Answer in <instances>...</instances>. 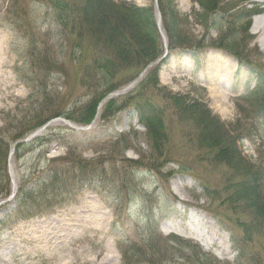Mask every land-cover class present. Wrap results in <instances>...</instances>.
<instances>
[{"label":"rangeland","instance_id":"obj_1","mask_svg":"<svg viewBox=\"0 0 264 264\" xmlns=\"http://www.w3.org/2000/svg\"><path fill=\"white\" fill-rule=\"evenodd\" d=\"M42 1L0 0V33L10 65L5 75L8 89L0 102V144L6 150L22 140V118L33 114L25 103L23 72L33 74L29 81H43L54 70L39 68V61L30 58L23 63L26 46L46 49V57L69 51L64 33L39 9ZM124 1L140 7L155 3ZM198 1L173 0V5L188 20L184 35L199 49L186 55L171 51L161 22L170 54L157 72L160 91L144 93H154L164 111L168 140L163 150H154L145 127L129 112L126 95L106 101L113 102L112 109L101 118V108L89 130L52 123L44 131L50 140L45 152L36 144L27 154L22 155L23 150L18 158L11 156L10 178L23 189L24 201L2 203L5 195L0 196V264H121L118 247L143 242L150 233L194 244L210 264L234 263L229 235L231 229L239 232L237 216L221 205L224 194L206 196V191L222 188L225 170L213 164L206 148L197 146L196 131L179 120L169 98L183 96L186 103L194 101L208 110L230 134L240 136L239 150L251 165H264V124L259 125L249 97L259 83L264 90V51L252 34L257 19H251L247 33V23L240 19L261 11L264 0H215L207 30L201 26ZM231 42L236 56L225 49ZM54 73L48 80L49 103L77 112L91 94L71 73ZM47 169L66 174L38 194V178ZM246 250L258 255L253 264H264L263 238ZM166 264L192 263L176 259Z\"/></svg>","mask_w":264,"mask_h":264},{"label":"trees","instance_id":"obj_2","mask_svg":"<svg viewBox=\"0 0 264 264\" xmlns=\"http://www.w3.org/2000/svg\"><path fill=\"white\" fill-rule=\"evenodd\" d=\"M215 4V0L198 1L203 18L201 26L206 30L209 24L208 15L217 8ZM42 7L44 18L65 33L69 51L65 53L60 50L54 59L50 58L48 61L45 56L46 51L39 49L38 52V47L33 45V57L36 52L37 55L39 53L37 60L39 68H54L50 74L71 73L74 82L79 83L91 95L81 103L82 106L76 108L77 112L64 111L57 106L53 109L47 99V93L50 92L47 90L49 78H46L50 75L48 73L43 77L45 80H38L37 85L32 86L28 99L33 102L35 113L22 118V128H25V131L21 135L24 136L48 120L59 116H64L78 124H88L95 115L97 104L106 94L136 79L149 63L163 54L152 6L138 7L123 0L118 2L45 0L44 5L39 9ZM158 9L166 32L168 48L171 51L188 52L193 48L199 49L200 45L193 43L184 35L188 20L180 16L173 5V0H158ZM241 17L240 19L245 20L248 25L251 15H241ZM59 46L63 48V42ZM225 49L237 55V48L232 42L228 43ZM63 57L66 58L64 62ZM163 63L165 61H162L161 65ZM159 69L160 65L149 71L137 88L126 95L129 98L127 103L133 109L138 122L145 127L146 137L158 153L163 150L162 145L168 140L164 126L165 115L162 107L153 99L154 93L148 97L144 93L148 90L156 93L160 91L157 73ZM263 96L261 83L249 95L253 101V110L257 111L255 116L261 121L259 125L264 124ZM184 98L170 96L174 111L176 110L175 115L180 121L188 124L191 130L196 131L197 146L208 150V156L213 164L222 166L221 169L225 170L222 176V188L206 191V196L217 198L219 194H224L221 205L237 216L235 219L239 232L231 229L229 235L231 248L235 252L233 264H253L257 262L258 255L250 254L246 250V245L254 241L258 242L260 237L264 239V165H251L239 150L237 143L240 136L237 139V136L230 134L227 128L209 114L208 110L194 101L188 104ZM181 100L184 102L179 103ZM112 103V101L106 103L103 113L112 109ZM45 141H47L46 136L39 137L31 146L37 143L39 146H44ZM0 147L2 148L1 144ZM29 147L19 145L16 147V152ZM6 151L3 149L0 152V196L8 192L9 186L5 173ZM65 174L49 170L41 178L43 180L40 183L42 187L47 188L46 185L58 182ZM22 200L24 201V197ZM119 250L121 264H166L176 259L192 264H210L208 257L199 252L197 246L182 242L173 236L163 239L160 235L150 233L145 241L134 242L128 246L120 245Z\"/></svg>","mask_w":264,"mask_h":264},{"label":"bare ground","instance_id":"obj_3","mask_svg":"<svg viewBox=\"0 0 264 264\" xmlns=\"http://www.w3.org/2000/svg\"><path fill=\"white\" fill-rule=\"evenodd\" d=\"M264 5V4H263ZM264 12V6L262 7ZM264 15V13H263ZM253 35L258 37V47L264 51V21L257 20L254 23ZM5 37L0 33V102H3L5 90L8 89V83L6 75V69L10 67L9 60L6 54ZM208 222V221H206Z\"/></svg>","mask_w":264,"mask_h":264},{"label":"water","instance_id":"obj_4","mask_svg":"<svg viewBox=\"0 0 264 264\" xmlns=\"http://www.w3.org/2000/svg\"><path fill=\"white\" fill-rule=\"evenodd\" d=\"M157 62H159V60H157ZM157 62H155L154 64H152V65H156L157 64ZM151 65V66H152ZM138 80V79H137ZM137 80H136V82H137ZM136 82H134L133 84H131V86H129V89H131V88H133L134 87V84L136 83Z\"/></svg>","mask_w":264,"mask_h":264}]
</instances>
